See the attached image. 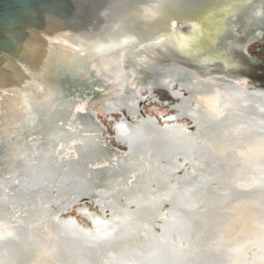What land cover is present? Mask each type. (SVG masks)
I'll list each match as a JSON object with an SVG mask.
<instances>
[{
    "label": "water",
    "instance_id": "obj_1",
    "mask_svg": "<svg viewBox=\"0 0 264 264\" xmlns=\"http://www.w3.org/2000/svg\"><path fill=\"white\" fill-rule=\"evenodd\" d=\"M0 264H264V0H0Z\"/></svg>",
    "mask_w": 264,
    "mask_h": 264
}]
</instances>
